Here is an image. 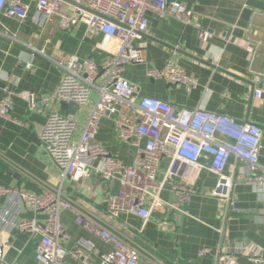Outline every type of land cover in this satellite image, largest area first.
<instances>
[{
  "label": "built area",
  "instance_id": "obj_1",
  "mask_svg": "<svg viewBox=\"0 0 264 264\" xmlns=\"http://www.w3.org/2000/svg\"><path fill=\"white\" fill-rule=\"evenodd\" d=\"M31 3L35 6L32 14L31 5L23 0H0V16L21 23L32 18L42 31L56 24L60 30L69 32L82 24L86 27V38L98 39L99 49L111 50L110 56L99 63L77 57L57 62L64 73L51 101L74 103L87 112L79 137L75 136L78 121L74 114L48 110L50 100L35 94H30L28 105L30 111L47 109L41 144L61 171L62 180L79 184L92 170L106 183L117 180L119 190L106 200L108 216L97 219L63 196L61 188L42 184V191L37 193L0 187V197L9 200L7 208L0 209V232L16 230L37 239L38 264H64L68 256L75 264H165L135 243L116 220L134 216L145 225L156 211L170 209L183 213L198 193L196 184L202 173L210 172L217 177V183L207 195L218 201L222 223L218 233L222 237L231 214L240 212L234 201L239 184L237 171L244 168L245 185L259 195L264 194V168L260 164L264 129L254 122L240 123L201 107L179 108L142 96L140 87L123 77L128 66L146 63L145 51L136 42L149 34L148 13L160 19L175 18L187 26L195 18V12L175 0H31ZM3 34L17 40L15 34L8 31ZM197 37L201 42H209L214 34L200 29ZM33 50L45 55L43 50ZM247 51L254 53V46L248 45ZM32 67V63H26L27 69ZM147 76L182 87L188 93L199 86L197 78L172 61L149 68ZM262 80V75L254 74L251 82L257 85ZM93 93L97 99L91 104ZM14 95V91L6 90L0 98V118L15 121ZM261 96L262 91L255 90V98ZM103 118L114 121L118 142L134 148L132 164L112 156L98 142ZM166 159L168 167L161 173ZM231 160L234 168L229 174L227 167ZM19 172L26 174L23 170ZM164 191L172 192L175 200L162 199ZM27 212L42 214L44 221L25 218ZM63 212L72 213L77 227L92 239H79L73 248H66L64 243L71 237L61 221ZM7 249L0 241V264H5ZM237 252L253 264H264V248L242 245ZM208 253L209 250L203 249L200 255Z\"/></svg>",
  "mask_w": 264,
  "mask_h": 264
},
{
  "label": "crops",
  "instance_id": "obj_2",
  "mask_svg": "<svg viewBox=\"0 0 264 264\" xmlns=\"http://www.w3.org/2000/svg\"><path fill=\"white\" fill-rule=\"evenodd\" d=\"M186 4L195 12L191 24L185 26L175 18L160 19L147 14L149 34L136 44L145 51L146 63L128 66L123 77L140 87L142 96H148L173 104L179 108L201 107L208 112L228 116L237 122H254L264 129V0H175ZM31 5V0H23ZM6 29L17 36L12 40L3 33ZM209 31L214 38L209 42L198 40V30ZM82 24L66 32L56 24L46 30L39 29L30 18L25 22L0 16V98L6 90L14 91L15 121L0 118V187L26 189L40 193L42 184L61 188L63 196L80 206L88 215L103 219L108 216L106 200L119 190V182H104L92 170L76 184L70 179L62 180V173L41 144V134L47 122V109L62 114L61 103L51 101L59 88L63 69L57 62L71 57L80 60L92 59L99 63L110 56L111 50L97 47V40L85 36ZM9 35V34H8ZM254 46V53L247 46ZM33 49L44 51L45 55ZM172 61L199 81L196 90L188 93L182 87H174L147 76L151 67H162ZM32 63V69L26 63ZM254 74L263 77L261 83L253 85ZM262 96L255 98V90ZM30 94L50 100L47 109L29 110ZM97 99L91 96V104ZM78 121L75 134L83 131L87 112L78 108L74 114ZM97 140L112 155L125 164H132L134 148L121 144L116 138L114 121L103 118ZM168 160H164L161 173L166 171ZM260 164L264 168V139L260 152ZM231 160L227 173H232ZM23 170L26 174H22ZM244 168L237 171L238 186L235 189V207L224 235L218 233L222 227L218 201L207 195L217 183V177L202 173L196 184L197 195L185 206L183 213L170 209L156 211L144 225L134 216H121L117 225L126 231L135 243L165 264H253L237 252L242 245L264 248V194L259 195L244 183L247 173ZM165 201L173 202L172 192L164 191ZM9 200L0 197V209L7 208ZM25 218L44 221L42 214L27 212ZM61 221L70 239L64 243L73 248L79 239H92L77 227L75 217L63 212ZM0 241L8 249L5 264H38L36 259L37 239L20 233L0 232ZM102 247V246H101ZM103 248V247H102ZM203 249L208 254L200 255ZM64 264H75L68 256Z\"/></svg>",
  "mask_w": 264,
  "mask_h": 264
},
{
  "label": "water",
  "instance_id": "obj_3",
  "mask_svg": "<svg viewBox=\"0 0 264 264\" xmlns=\"http://www.w3.org/2000/svg\"><path fill=\"white\" fill-rule=\"evenodd\" d=\"M61 109L75 114L78 110V106L74 103H61Z\"/></svg>",
  "mask_w": 264,
  "mask_h": 264
}]
</instances>
